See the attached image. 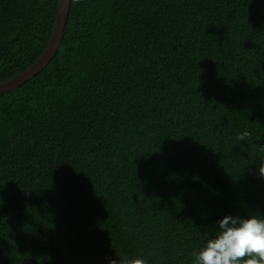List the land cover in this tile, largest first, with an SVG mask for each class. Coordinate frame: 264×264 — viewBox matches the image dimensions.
<instances>
[{
	"label": "trees",
	"instance_id": "16d2710c",
	"mask_svg": "<svg viewBox=\"0 0 264 264\" xmlns=\"http://www.w3.org/2000/svg\"><path fill=\"white\" fill-rule=\"evenodd\" d=\"M58 4L0 0V83ZM260 145L264 0H71L0 93V264H193L217 220L264 216Z\"/></svg>",
	"mask_w": 264,
	"mask_h": 264
},
{
	"label": "clouds",
	"instance_id": "9594fccd",
	"mask_svg": "<svg viewBox=\"0 0 264 264\" xmlns=\"http://www.w3.org/2000/svg\"><path fill=\"white\" fill-rule=\"evenodd\" d=\"M247 132L238 134L243 141ZM256 174L264 178V145L258 148ZM193 264H264V216L225 215L216 221L212 234L193 253ZM122 264H144L140 258L121 257ZM109 264H117L109 260Z\"/></svg>",
	"mask_w": 264,
	"mask_h": 264
},
{
	"label": "water",
	"instance_id": "95a60500",
	"mask_svg": "<svg viewBox=\"0 0 264 264\" xmlns=\"http://www.w3.org/2000/svg\"><path fill=\"white\" fill-rule=\"evenodd\" d=\"M71 0H59L58 11L56 16V22L53 29L52 37L49 44L40 58L31 65L28 69L20 73L19 75L0 83V93L14 89L24 83L26 80L34 76L49 62L51 57L58 49L61 39L63 37L67 17L69 13Z\"/></svg>",
	"mask_w": 264,
	"mask_h": 264
}]
</instances>
